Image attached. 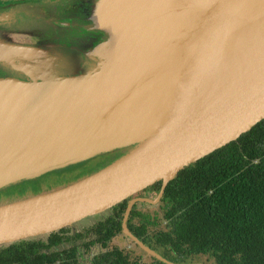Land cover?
<instances>
[{
	"label": "water",
	"instance_id": "95a60500",
	"mask_svg": "<svg viewBox=\"0 0 264 264\" xmlns=\"http://www.w3.org/2000/svg\"><path fill=\"white\" fill-rule=\"evenodd\" d=\"M263 9L264 0H96L91 22L101 37L91 52L97 66L73 76L38 74L20 64L39 56L38 50L0 43V60L25 74L0 78V186L135 145L70 183L0 204V244L70 226L126 199L122 234L165 264H202L168 261L127 229L126 218L137 202L155 204L183 166L264 117V72L186 111L180 83L172 77L168 36L183 51L192 46L200 94L219 78L222 44L212 31L200 66L191 29L220 11L239 30ZM157 181L155 196H134Z\"/></svg>",
	"mask_w": 264,
	"mask_h": 264
},
{
	"label": "trees",
	"instance_id": "16d2710c",
	"mask_svg": "<svg viewBox=\"0 0 264 264\" xmlns=\"http://www.w3.org/2000/svg\"><path fill=\"white\" fill-rule=\"evenodd\" d=\"M159 187L154 182L134 196H155ZM151 205L156 209L133 204L125 225L168 261L187 263L201 252L210 253L216 264H264V117L179 169ZM125 206L126 199L107 209L109 217L78 231L66 226L0 244V264H165L122 234ZM117 237L140 252L113 243ZM94 247L98 251L91 254Z\"/></svg>",
	"mask_w": 264,
	"mask_h": 264
},
{
	"label": "bare ground",
	"instance_id": "6f19581e",
	"mask_svg": "<svg viewBox=\"0 0 264 264\" xmlns=\"http://www.w3.org/2000/svg\"><path fill=\"white\" fill-rule=\"evenodd\" d=\"M222 44L218 50L219 78L212 85L203 86L198 93L197 68L192 46L181 50L169 35L167 54L174 82L180 83L181 108L189 111L197 101L208 104L264 72V9L239 30L230 27L227 13L217 11L190 31L200 54L211 47V33Z\"/></svg>",
	"mask_w": 264,
	"mask_h": 264
},
{
	"label": "rangeland",
	"instance_id": "374dc122",
	"mask_svg": "<svg viewBox=\"0 0 264 264\" xmlns=\"http://www.w3.org/2000/svg\"><path fill=\"white\" fill-rule=\"evenodd\" d=\"M90 18H91V15H90ZM20 21L21 20H17L16 21L17 24H15V26H13L12 22H10L9 24H6V26L4 27H0V43L20 44L22 41H24L23 43H25L29 40L28 36L18 37L20 36L18 35V33H15L14 35V30L18 29L19 27H22L19 25ZM87 27H89V29L91 28V30L95 32H99L97 29H95L94 24L92 23L89 24ZM100 37H101V34L98 37V41ZM36 42H38V40H36ZM28 47L38 50V53L36 55H39V57L45 56V58L43 59L35 58L34 59L33 57L27 60L22 59L20 60V64H23L24 66L31 68L34 71H37L38 74H42V72H44L46 75H43V76L80 75V74H85L91 71L97 66L96 57L91 52L93 48L89 49L85 54L80 53L82 58L84 60L85 59L87 60V62H85L86 64H83L82 66V65H77L78 63L75 65L73 63H68L66 61L69 58H73V60L75 59L76 61L77 56H78L77 55L78 53L69 52L72 49L70 48L71 46L69 45L60 47V48L50 49L51 53L46 51L48 49H42V47L36 44L32 46H28ZM58 57L61 58L60 62H56ZM11 71L22 73L23 77L21 79L25 78L24 72L13 68L9 62L0 60V78H4V77L16 78L10 75L12 74ZM134 146H135L134 144H131L128 146L111 149L109 151L99 152L90 157H86L80 160L65 163L63 165H60L54 168H50L28 179H20L14 182L1 185L0 186V204L10 202L13 200H17L20 198H24V197L34 195L37 193H41L44 191H48L50 189L70 183L76 180L75 178L83 175L89 170L95 171V170L100 169L104 165L116 159L121 154L126 153L128 150L132 149ZM153 194H154L153 192L148 193L149 197L154 196ZM135 205L137 208L146 209L150 211L156 209V205H151V204L144 203V202L135 203ZM105 214H106V210L96 213L94 215H90L85 218H82L72 223L69 226L68 231L74 232V231H78L83 228L89 227L94 222L102 219ZM113 243H116L119 246L132 248L137 253L140 252L139 249L134 247L133 244L130 243L129 240L126 238L117 237L113 240ZM97 251L98 249L94 247L91 249V254ZM141 259L145 261V260H148V257L143 254ZM82 261L85 262V259L83 258ZM186 262L202 263V264H216L214 257L211 256L210 253H201V252L190 256L186 260Z\"/></svg>",
	"mask_w": 264,
	"mask_h": 264
},
{
	"label": "flooded vegetation",
	"instance_id": "af4514ba",
	"mask_svg": "<svg viewBox=\"0 0 264 264\" xmlns=\"http://www.w3.org/2000/svg\"><path fill=\"white\" fill-rule=\"evenodd\" d=\"M95 1L0 0V27H4L10 22L15 26L17 24L16 21L21 20L19 25L22 27L15 29L14 35L18 33L20 35L18 37L28 36L29 40L15 45L32 46L36 44L42 49H48L46 51L49 53H51L50 49L69 45L72 48L69 52L78 53V56L76 61L73 58H69L66 61L83 66L87 60H84L80 53L85 54L89 49L93 48L100 35L99 32L87 27L92 23L90 15ZM35 58L43 59L45 56H36ZM60 61L61 58L58 57L56 62ZM11 73L10 75L18 79L23 77L22 73L12 71ZM111 214V211L106 210V214L100 220H104Z\"/></svg>",
	"mask_w": 264,
	"mask_h": 264
}]
</instances>
